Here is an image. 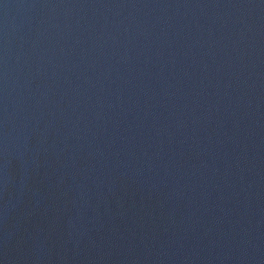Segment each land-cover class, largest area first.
<instances>
[{
  "label": "water",
  "instance_id": "obj_1",
  "mask_svg": "<svg viewBox=\"0 0 264 264\" xmlns=\"http://www.w3.org/2000/svg\"><path fill=\"white\" fill-rule=\"evenodd\" d=\"M0 264H264V0H0Z\"/></svg>",
  "mask_w": 264,
  "mask_h": 264
}]
</instances>
